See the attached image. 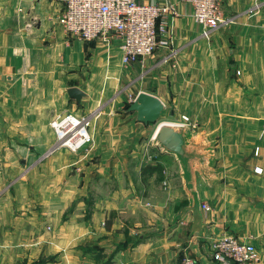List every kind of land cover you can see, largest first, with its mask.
I'll use <instances>...</instances> for the list:
<instances>
[{"label": "crops", "instance_id": "1", "mask_svg": "<svg viewBox=\"0 0 264 264\" xmlns=\"http://www.w3.org/2000/svg\"><path fill=\"white\" fill-rule=\"evenodd\" d=\"M138 1L171 9L158 20L166 32L158 33L155 51L127 65L118 41L55 33L79 57L89 51L92 62L96 54L108 70H124L122 98L96 101L79 87V102L32 95L24 36L17 26L11 34L0 30V264H22L24 244L46 257L42 264H178L186 255L214 264L211 244L224 234L248 239L261 252L255 264H264V0H224L228 21L207 36L189 2ZM53 3L55 24L62 0ZM9 73L16 78L8 82ZM141 91L165 105L159 120L189 117L187 147L207 159L205 176L194 172V191L183 183L176 156L152 144L157 123L145 125L124 109ZM62 112L90 115L92 143L42 159L54 142L42 135L47 117ZM23 133L36 141L27 150ZM147 152L151 171L143 174L141 194L124 186L126 166ZM113 180L118 188L104 197L103 183ZM164 180L168 186L157 187ZM21 209L30 210L26 218ZM88 246L95 247L93 260Z\"/></svg>", "mask_w": 264, "mask_h": 264}, {"label": "built area", "instance_id": "2", "mask_svg": "<svg viewBox=\"0 0 264 264\" xmlns=\"http://www.w3.org/2000/svg\"><path fill=\"white\" fill-rule=\"evenodd\" d=\"M192 6V16L201 28L203 36L209 35L228 18L223 15L224 0H185ZM170 5L143 3L138 0H62L57 14V24L63 33L81 41L101 40L105 43L118 41L121 62L127 65L139 57L151 55L158 46V33L166 32L165 22L158 20ZM172 12V11H171ZM264 46V37L262 39ZM134 98H129V103ZM187 115H181L179 124L186 125ZM90 115L62 112L53 115L49 127L53 144L49 153L65 148L76 154L83 152L92 143ZM254 154H259L255 147ZM261 173L260 167L254 168ZM167 185V181H163ZM201 208L208 210L207 203ZM104 224V222H102ZM46 229H50L46 225ZM211 260L214 264H255L260 261L256 246L248 239H238L233 234H224L211 244ZM178 264H203L192 256H184Z\"/></svg>", "mask_w": 264, "mask_h": 264}, {"label": "rangeland", "instance_id": "3", "mask_svg": "<svg viewBox=\"0 0 264 264\" xmlns=\"http://www.w3.org/2000/svg\"><path fill=\"white\" fill-rule=\"evenodd\" d=\"M54 1L61 2V0ZM50 2L51 0H0V30L6 34H11L17 26V30L20 29V31L18 30L16 34L24 36L26 51L23 55L29 58L31 63L24 76L25 85L29 89L27 91H32V95L38 94L37 96H45L51 100L50 98L59 99L61 96L66 98L68 96L67 88L77 86L84 90L88 97L96 101L112 99L117 96L122 98V95L126 94V79L122 75L124 70L118 68V66L108 70L106 62L99 60L96 54V58L92 62L89 51L79 57V54L72 47L69 48L68 45L62 42L65 39L60 33L61 38L55 39V33L61 31V29L56 23L58 12L54 15L56 25L53 21V15H51V10L57 5L55 3L50 5ZM48 6H50L49 10H47ZM50 31L54 32L48 34ZM69 44L71 46V43ZM9 76L8 82L16 78L12 73H9ZM47 118L48 120L44 125L45 131L41 134L44 138L50 137V140H52L54 137L49 128V115ZM23 135L22 145L27 150L28 145H34L36 141L31 139L32 134L23 133ZM60 150L69 153L65 148ZM60 150H55V152ZM147 153L144 154L142 160L134 159V162L132 161L126 166L127 175L124 186L133 184L136 191L139 190L141 194H144L147 188L146 178L143 176L147 173L144 168L149 155ZM48 154H50L49 151L42 156V159ZM105 182L101 189L104 197L108 194V190L118 188V183L115 180ZM199 182L202 184L203 181L199 178ZM24 185L26 184L24 183ZM164 186L166 185L157 183V187L162 188ZM37 209L42 210L39 206H37ZM21 210H23L21 211L23 212V218H26L30 210ZM85 249L90 253V259L93 260L95 247L88 246ZM257 251L261 255L258 248ZM45 258V256L36 258L34 251H31V246L29 244L23 245L22 264H42L46 262ZM54 260L55 257L51 259V261Z\"/></svg>", "mask_w": 264, "mask_h": 264}, {"label": "water", "instance_id": "4", "mask_svg": "<svg viewBox=\"0 0 264 264\" xmlns=\"http://www.w3.org/2000/svg\"><path fill=\"white\" fill-rule=\"evenodd\" d=\"M69 97L78 102L84 96V92L78 87L67 88ZM165 109L163 102L156 96L141 91L137 93L126 111L135 112V119L145 125L157 123L151 141L162 151L173 153L181 167V174L185 186L194 191V172L198 170L204 177L206 174V154L196 152V149L187 147L189 141L188 128L179 123L159 121L161 112ZM159 121V122H158Z\"/></svg>", "mask_w": 264, "mask_h": 264}, {"label": "trees", "instance_id": "5", "mask_svg": "<svg viewBox=\"0 0 264 264\" xmlns=\"http://www.w3.org/2000/svg\"><path fill=\"white\" fill-rule=\"evenodd\" d=\"M128 105H129V103H126V104H125V106H124V109H125V110L128 108ZM150 167H151V166L146 165L144 168H145V170H149V171H151Z\"/></svg>", "mask_w": 264, "mask_h": 264}]
</instances>
